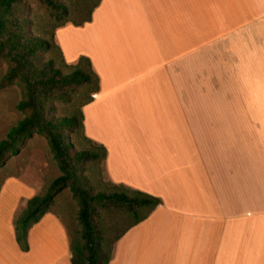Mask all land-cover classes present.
Returning a JSON list of instances; mask_svg holds the SVG:
<instances>
[{
  "label": "crops",
  "instance_id": "obj_1",
  "mask_svg": "<svg viewBox=\"0 0 264 264\" xmlns=\"http://www.w3.org/2000/svg\"><path fill=\"white\" fill-rule=\"evenodd\" d=\"M105 1L56 44L99 77L82 112L85 137L107 151L106 181L161 201L117 237L109 264H264V0H139L123 24ZM80 29L91 50L72 54ZM23 173L7 179L30 195L8 215L0 198V264H73L52 211L20 248L15 220L44 183Z\"/></svg>",
  "mask_w": 264,
  "mask_h": 264
},
{
  "label": "trees",
  "instance_id": "obj_2",
  "mask_svg": "<svg viewBox=\"0 0 264 264\" xmlns=\"http://www.w3.org/2000/svg\"><path fill=\"white\" fill-rule=\"evenodd\" d=\"M101 1L96 0L82 21L72 23L75 26H82L90 22L93 11ZM39 2L54 17L64 18L56 26V30L71 22L66 18L70 11L63 0ZM27 13L28 6L24 0H0V63L5 62L8 65L6 74L0 80V90L15 84L21 88L22 99L17 109L24 115V118L9 131L7 137L0 141V168L5 165L20 141L37 134L49 142L61 175L51 183L43 195L30 199L26 208L17 216L16 240L20 248L27 251L30 229L50 212L59 191L69 188L79 203L78 218L82 227V241H71L72 263L109 264L112 249L107 252L103 246L101 227L95 221L98 209H124L136 217L132 224L136 225L145 220L161 201L153 196L130 190L99 194L86 190L84 184L88 181L83 173L87 164L96 161L104 163L107 151L103 146L92 144L85 137L82 110L78 116L73 117H56L52 115V111L56 102L69 101L71 94L83 86L88 90V97L81 108L88 105L93 101V95L99 92L100 80L87 57L80 58L75 66H68L64 61V65L71 69L69 73H63L54 59L46 60L43 53L50 48H54L63 59L62 52L55 43V34L53 32L49 40L34 33ZM72 128L80 131L83 139L94 145V149L74 151L73 144L64 140V131ZM90 188L92 189L91 186ZM140 210L145 213L139 215Z\"/></svg>",
  "mask_w": 264,
  "mask_h": 264
},
{
  "label": "rangeland",
  "instance_id": "obj_3",
  "mask_svg": "<svg viewBox=\"0 0 264 264\" xmlns=\"http://www.w3.org/2000/svg\"><path fill=\"white\" fill-rule=\"evenodd\" d=\"M24 1L28 6L27 14L31 21L32 31L39 34L40 37L50 40L51 34L54 32L56 35L57 30L60 29L58 28L56 30V26L64 20V18L62 17L59 19L54 17L51 12L39 2V0ZM63 2L70 11V15L66 18L71 22H68L66 25L72 24L75 28H82L86 23L82 26H75L72 22L82 21L87 16L88 11L94 5L96 0H63ZM137 2L139 3V0H106L104 6L113 9V20H111V22L114 21V23L123 24L126 23L125 8L127 6L137 7ZM84 31V29H80L77 36L75 35L70 41L69 45L72 54L86 53L91 50L89 43L86 41V32ZM59 36H61V34ZM43 57L46 60L54 59L56 65L63 73H69L71 71L69 67L64 65V60L54 48L45 51ZM82 57L88 56L83 55L80 58ZM75 65L76 64H74V66ZM7 70L8 65L5 62H1L0 80L6 74ZM87 97L88 90L85 89L84 86L77 88V90L71 94V99L69 101L55 103L52 115L56 117L78 116L80 110L83 109L81 108L82 103ZM21 99L22 90L16 84L0 90V141L5 139L9 131L24 118V115L17 109V105ZM64 140L66 143L73 144L74 151L94 149V145L86 142L82 137V133L76 128L64 131ZM22 170H24V173L21 176H23V179L26 182H29L30 178L40 173V176L44 180L40 195H43L51 183L61 175L58 163L53 156L50 144L46 138L34 134L24 141H20L5 165L0 168V198L7 201V203L3 204L4 207L1 211L2 215L9 214L10 208L17 200L21 199V195L25 198L30 195L27 191H22L21 188L19 190L16 185V179L8 180V177L11 176L18 177ZM83 174L88 181V185L84 184V187L90 193L99 194L101 192L113 193L123 191L116 190V188L114 189L106 181L103 162H89ZM5 181H7V183L4 186ZM20 210L22 211V209ZM79 210V203L74 198L69 188L59 191L55 198L54 205L50 210L53 213H56L67 226L71 241H82V227L78 218ZM20 213L21 212H19L18 215ZM97 213L98 216L95 217V221L101 227L102 236L104 238L103 246L107 252H110L117 237L135 222L136 217L128 211L119 208H99ZM144 213L143 210H140L139 215H143ZM5 226L7 227V230L13 229L8 221L4 223V227Z\"/></svg>",
  "mask_w": 264,
  "mask_h": 264
}]
</instances>
